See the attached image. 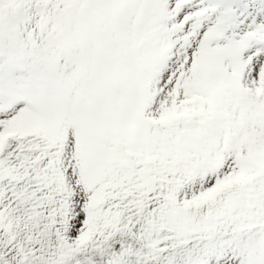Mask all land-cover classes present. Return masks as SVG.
I'll return each mask as SVG.
<instances>
[{
  "label": "snow or ice",
  "instance_id": "obj_1",
  "mask_svg": "<svg viewBox=\"0 0 264 264\" xmlns=\"http://www.w3.org/2000/svg\"><path fill=\"white\" fill-rule=\"evenodd\" d=\"M0 264H264V0H0Z\"/></svg>",
  "mask_w": 264,
  "mask_h": 264
}]
</instances>
